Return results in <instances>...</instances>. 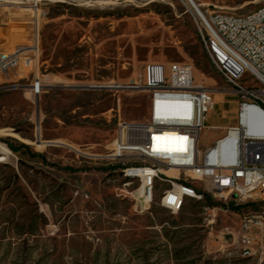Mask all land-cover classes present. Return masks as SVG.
Returning a JSON list of instances; mask_svg holds the SVG:
<instances>
[{"label": "rangeland", "instance_id": "obj_1", "mask_svg": "<svg viewBox=\"0 0 264 264\" xmlns=\"http://www.w3.org/2000/svg\"><path fill=\"white\" fill-rule=\"evenodd\" d=\"M185 1L41 0L38 16L29 0H0V51L28 48L37 36L46 84L31 96L35 67L21 61L20 79L10 73L20 86L0 87V264H264L242 254L232 230L237 212L222 199H191L170 212L158 203L166 185L157 180L146 204L138 180L105 157L118 118L149 116V94L85 86L139 80L147 62L187 63L195 82L214 89L199 148L236 125L237 96L204 50ZM197 2L235 13L264 6Z\"/></svg>", "mask_w": 264, "mask_h": 264}, {"label": "built area", "instance_id": "obj_2", "mask_svg": "<svg viewBox=\"0 0 264 264\" xmlns=\"http://www.w3.org/2000/svg\"><path fill=\"white\" fill-rule=\"evenodd\" d=\"M41 0H29L30 8L42 12ZM185 1V0H184ZM193 15L201 44L217 71L237 96V123L206 148L199 137L207 116L214 108V89L195 82L187 63L149 62L139 80L105 83L102 88L134 89L148 92L149 116L143 121L117 119L116 138L105 157L121 161L120 172L138 180L136 192L149 204L155 197V175H162L158 203L170 212L205 195L240 206L238 222L232 227L242 254L257 261L264 259V6L254 19L244 13L223 11L186 2ZM38 42L0 51V87L18 81L21 61L35 67L28 85L38 98L44 84L38 75ZM28 53H30L28 55ZM249 74L254 81H245ZM8 87V86H7ZM10 87V86H9ZM172 106L174 108H166ZM252 120V130L248 122ZM154 144L159 145L154 148ZM243 208L246 211H242ZM228 229L229 227H224Z\"/></svg>", "mask_w": 264, "mask_h": 264}, {"label": "bare ground", "instance_id": "obj_3", "mask_svg": "<svg viewBox=\"0 0 264 264\" xmlns=\"http://www.w3.org/2000/svg\"><path fill=\"white\" fill-rule=\"evenodd\" d=\"M13 2H15V1H13ZM186 2H188L190 5H194L196 7L206 5V3H198L197 0H186ZM254 17H255V10H250V11L244 13V19H254ZM167 107L168 108H174L172 106H166V108ZM252 126H253V121L250 120L248 122V128H249V130H252ZM153 146H154V148H156L159 145L154 144ZM125 177L133 178V175L132 174H125ZM157 180L164 181V179L162 178V175H155V184H156V181Z\"/></svg>", "mask_w": 264, "mask_h": 264}, {"label": "trees", "instance_id": "obj_4", "mask_svg": "<svg viewBox=\"0 0 264 264\" xmlns=\"http://www.w3.org/2000/svg\"><path fill=\"white\" fill-rule=\"evenodd\" d=\"M23 145V144H22ZM9 147L12 149V150H16L15 148H13L11 145H9ZM203 202L205 203V205H210V204H212L211 202H210V198L208 197V195H205V198H204V200H203ZM213 205V204H212ZM214 205H216V204H214ZM224 208H227V209H229V210H232V211H234V212H237L238 211V209H239V207L240 206H234L231 202H227V203H225V204H221Z\"/></svg>", "mask_w": 264, "mask_h": 264}, {"label": "water", "instance_id": "obj_5", "mask_svg": "<svg viewBox=\"0 0 264 264\" xmlns=\"http://www.w3.org/2000/svg\"><path fill=\"white\" fill-rule=\"evenodd\" d=\"M83 88V86H81ZM85 87H88V88H102L104 86H101V85H89V86H85Z\"/></svg>", "mask_w": 264, "mask_h": 264}, {"label": "crops", "instance_id": "obj_6", "mask_svg": "<svg viewBox=\"0 0 264 264\" xmlns=\"http://www.w3.org/2000/svg\"><path fill=\"white\" fill-rule=\"evenodd\" d=\"M153 62H155V61H153ZM147 63H149V62H147ZM39 75V74H38ZM40 76V75H39ZM40 78H41V80H42V82H43V84H44V86H46V84H45V82H44V80L42 79V77L40 76ZM79 88H81V89H83L81 86H79ZM44 89H45V87H44ZM44 91V90H43Z\"/></svg>", "mask_w": 264, "mask_h": 264}]
</instances>
